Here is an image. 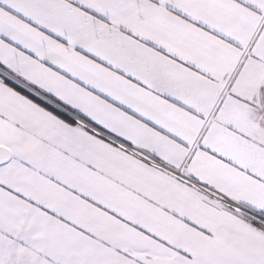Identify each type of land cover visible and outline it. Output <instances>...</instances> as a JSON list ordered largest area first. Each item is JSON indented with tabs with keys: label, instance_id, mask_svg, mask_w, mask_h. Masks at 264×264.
Instances as JSON below:
<instances>
[{
	"label": "snow or ice",
	"instance_id": "snow-or-ice-1",
	"mask_svg": "<svg viewBox=\"0 0 264 264\" xmlns=\"http://www.w3.org/2000/svg\"><path fill=\"white\" fill-rule=\"evenodd\" d=\"M0 264H264V0H0Z\"/></svg>",
	"mask_w": 264,
	"mask_h": 264
}]
</instances>
